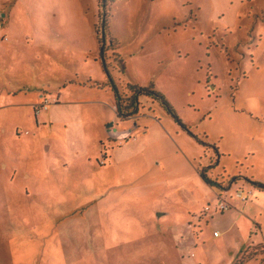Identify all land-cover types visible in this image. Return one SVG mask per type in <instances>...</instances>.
Returning <instances> with one entry per match:
<instances>
[{
    "label": "rangeland",
    "instance_id": "obj_1",
    "mask_svg": "<svg viewBox=\"0 0 264 264\" xmlns=\"http://www.w3.org/2000/svg\"><path fill=\"white\" fill-rule=\"evenodd\" d=\"M107 9L109 74L97 0H0V264H226L248 227L220 201L244 197L264 237L247 190L264 184V0ZM110 78L152 87L181 124L146 97L120 122ZM204 170L240 179L220 192ZM249 258L264 245L235 264Z\"/></svg>",
    "mask_w": 264,
    "mask_h": 264
},
{
    "label": "trees",
    "instance_id": "obj_2",
    "mask_svg": "<svg viewBox=\"0 0 264 264\" xmlns=\"http://www.w3.org/2000/svg\"><path fill=\"white\" fill-rule=\"evenodd\" d=\"M100 0H97L98 4V18H102V37H98V41L100 44V57L104 64V69L109 74L108 66L106 64V50L105 45L107 43V28H108V9L107 2L108 0H102V5L100 6ZM101 7V10H100ZM102 15V17H101ZM97 33V32H96ZM111 50L114 51V61L117 64V68H119L122 72L126 71V65L124 60L121 58V55L117 52L118 42L117 40H111L110 41ZM110 77V75H109ZM108 86L111 88V91L114 95V101H115V107H116V115L117 119L120 122H125L130 118H134L140 114V110L142 107V103L140 102L141 97L150 98L151 100H155L158 102L161 107L167 112L171 117H173L178 123L181 124L180 120L178 119L175 111L173 108L169 105L165 97L156 91L152 87L145 88L140 87L137 84L128 85L130 89V96H127L126 94H122L119 90L118 86L113 82V80L110 78ZM215 152L218 153L217 149L215 148ZM202 178L204 179L205 183L208 185H211L213 188L219 190L220 192L227 191L231 188V185L234 184L236 181L240 179L234 178L233 180H230L227 184L220 183L218 180L215 182L208 178L207 176V170H204L201 174ZM247 180V179H246ZM248 183H250L255 189L259 191L264 192V184L258 183L256 181L247 180ZM251 258L247 260H239L238 264H245L247 261H249ZM264 263V261H263Z\"/></svg>",
    "mask_w": 264,
    "mask_h": 264
},
{
    "label": "crops",
    "instance_id": "obj_3",
    "mask_svg": "<svg viewBox=\"0 0 264 264\" xmlns=\"http://www.w3.org/2000/svg\"><path fill=\"white\" fill-rule=\"evenodd\" d=\"M114 106H115V101H114ZM115 110H116V107H115ZM247 190H249V193H251V195L254 197L255 200H258L259 202L260 201H264V192L263 191H259V190H256V189L253 190L252 188H249ZM227 200H228V203H229V206H230L229 207V210L225 211L224 213L218 212L219 205L222 203L220 201V203H218V205H217L214 213L215 214L216 213L221 214L219 216H224V218H225V216H227L228 218H230L233 221V224L236 223L239 219H241L242 221H245V223L247 224V227H248L247 228V230H248V234H247L248 237L245 240V242H246L245 248H242L243 247V244H244V241H243L240 245L237 246L236 256L234 255V253L228 256V260H227V263L226 264H235L236 263V259L238 258V256H239L240 253L244 252L245 250L249 249L250 247H255L257 245L258 246L259 245H264V237H260V236H262L261 235L262 232H261V228H260L259 224H256L257 223L256 217L251 216V218H249V217H246V215L244 213V208L247 207V205H248L247 203L248 202H242L241 200H239V202L234 203L232 201V198H229V197L227 198ZM249 203H251V202H249ZM252 204H254V203H252ZM238 207H241V210L238 209ZM210 210L211 209H207V211H210ZM209 219L212 220L213 223L216 221L214 219V217H212V214L209 215ZM254 219H255V221H253ZM252 226L255 227V229H251ZM187 230H189V229L187 228ZM225 232H227V229L225 230ZM256 238H259L258 241H257V243L255 242L256 241L255 240ZM251 261L252 260L248 261L245 264H250Z\"/></svg>",
    "mask_w": 264,
    "mask_h": 264
},
{
    "label": "built area",
    "instance_id": "obj_4",
    "mask_svg": "<svg viewBox=\"0 0 264 264\" xmlns=\"http://www.w3.org/2000/svg\"><path fill=\"white\" fill-rule=\"evenodd\" d=\"M238 198H240L242 201H246V199L244 197H242L240 194L237 195ZM222 209H227L228 208V205L222 203V206H221Z\"/></svg>",
    "mask_w": 264,
    "mask_h": 264
}]
</instances>
